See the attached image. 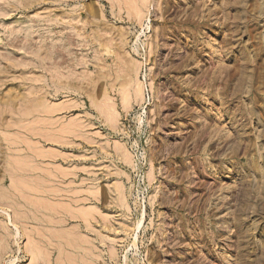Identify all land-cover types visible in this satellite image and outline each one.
I'll return each instance as SVG.
<instances>
[{
    "label": "rangeland",
    "instance_id": "rangeland-1",
    "mask_svg": "<svg viewBox=\"0 0 264 264\" xmlns=\"http://www.w3.org/2000/svg\"><path fill=\"white\" fill-rule=\"evenodd\" d=\"M0 264H264V0H0Z\"/></svg>",
    "mask_w": 264,
    "mask_h": 264
},
{
    "label": "bare ground",
    "instance_id": "bare-ground-1",
    "mask_svg": "<svg viewBox=\"0 0 264 264\" xmlns=\"http://www.w3.org/2000/svg\"><path fill=\"white\" fill-rule=\"evenodd\" d=\"M110 2H112V0H110ZM105 108H107L106 110H107V112L109 113V114H111L112 113V111H111V109H110V106L107 104L106 105V107ZM104 108V109H105ZM109 110V111H108ZM78 247V246H77ZM36 248V247H35ZM36 250V249H35ZM37 252V251H36ZM31 253V252H30ZM37 254H38V252H37ZM32 255V254H31ZM33 256V255H32ZM35 261V260H34Z\"/></svg>",
    "mask_w": 264,
    "mask_h": 264
}]
</instances>
